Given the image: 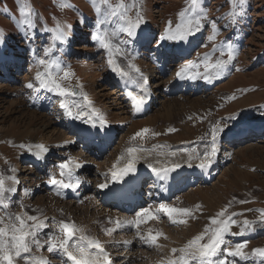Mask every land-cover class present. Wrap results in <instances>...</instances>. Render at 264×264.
I'll return each mask as SVG.
<instances>
[{
  "label": "rangeland",
  "instance_id": "rangeland-1",
  "mask_svg": "<svg viewBox=\"0 0 264 264\" xmlns=\"http://www.w3.org/2000/svg\"><path fill=\"white\" fill-rule=\"evenodd\" d=\"M111 2L113 5L116 4V0H111ZM125 2L131 4L132 0H125ZM20 3L24 5V16L21 15V7L18 6L17 0H0V49L2 53H7L8 51H4L3 47L5 45L11 46L13 55L22 54L24 58L21 70L17 72L15 79L7 78L6 72L4 74L6 78L1 77L3 72L0 69V174L5 177L15 174L9 171L13 164L15 165L20 162L19 159L25 160L31 155L21 145H28L29 142L33 143L41 136H45L50 140L49 148H53L54 144L68 138L67 131L64 129V120L60 116L64 112L59 107L61 98L53 96L55 101L52 102L54 103L51 102V107L48 110L44 109L45 105L43 103L46 101V96L52 92L40 88L39 84L33 79L38 70L43 71V68L38 65V61L41 59L56 61L62 69H70L74 76L71 81H65L64 84L66 86L71 84L73 87L78 84L82 85L83 91L90 95L92 102L94 101L93 103H96V106L103 107L99 101L101 98L97 94L100 92V94H103L104 90L97 93L92 90L97 87L101 80L100 77L109 66L106 53L97 46L98 41L94 38V33L103 34L105 29L111 31L114 27L113 24L106 23L97 28V14L94 12L89 0H67V3L73 7H64L63 9L58 6L57 0H20ZM139 6L143 16V23L139 27L148 26V29L155 30L154 34L151 33L149 39V46L154 47L160 41L159 37L163 34L169 22H171L173 29L177 23L181 22L177 13L186 7V0H139ZM200 8L203 9L202 14L207 16V19L202 21L204 32H199L200 38H197L199 41L196 39L200 45H197L198 47L196 46L190 55L189 53L188 56L182 55L185 56L183 62L170 60L171 66L178 65L176 67H179L183 63L193 61L197 66L191 68L189 73H193L191 75L202 74L205 70V61L202 59L204 54H211V60L208 61L210 63H214L217 58L227 59L226 56H220V50L228 43H231L234 47L233 60L219 74L214 87L209 88L213 84L215 76L210 81L199 78L192 79L194 81V93H192L193 85L188 86L186 82L185 87L183 85L186 88L184 92L166 91L170 89L168 85L170 81H167L168 74L176 67H171L167 71H162L160 68V71L163 72L160 81L163 84L159 90L160 95L148 111V117L119 121L122 127L110 144L111 150L107 153L110 154V158L113 157V152L116 153L119 146H127L126 144L132 143L136 146L143 144L144 147L159 146V149L163 151L176 144L182 146L186 143L200 144L204 141H210V134L206 136V133L210 132V128L216 122H221L224 131L220 135H225L233 132L242 122L251 123L264 118V0H244V3L238 5L235 9L239 15L236 17L234 24L230 22L231 18L226 16L232 8L229 0H200ZM32 10H34L35 15H29ZM135 12L136 9L132 8L129 15L135 17ZM22 19H32L35 23V28L28 35H25L27 26L20 24ZM213 21L216 22L219 34L216 36L215 41H209L208 37L212 34ZM57 22L66 26L64 28L66 37L73 30L75 35L80 33L79 36L84 38L85 41L80 40L77 46L84 45L86 47L82 53L75 52L76 42L74 45L71 43V47H64L61 41L52 39V33L45 29H53ZM132 38L121 33L113 41V43H118L120 40L127 41L123 48L128 55H117L115 57L118 64L125 69H127L129 59L133 57V63L136 66L141 65L144 67L146 64L144 60L132 53ZM167 42V40L161 41V44L168 46V48H173L175 45V42ZM214 44L216 46L215 51L213 49ZM50 47L52 51L48 56H45L44 50ZM148 49L151 50V47H148ZM88 53L96 56L93 57L95 61L88 58ZM164 58L167 61L169 60L166 56ZM178 70L176 68L170 73L171 76L176 77ZM52 71L57 72L55 68ZM57 74L62 75V73ZM136 78L134 75V79ZM150 79L151 76H149ZM29 82L34 84L33 89L25 87ZM164 83L165 91H162ZM166 86L169 87L166 88ZM151 88H153V85ZM189 89L191 91H188ZM72 100L73 98H68V102H72ZM107 107L106 104L104 106L105 111ZM112 112L118 113L116 110ZM232 117H235V119H232ZM47 125L48 128H46ZM54 128H57L60 134L48 137L50 135L47 136L46 133L52 132ZM144 128L149 129V133L144 139H131L137 131ZM232 128L233 130L229 132ZM168 129H175V131L169 132ZM152 133H159V135L153 136ZM241 141L239 142L240 147H237L234 151L233 158L231 159L232 155L229 158H224L226 162L224 161V164L222 163L218 169L211 185L196 188L200 193L197 191L195 193L182 191L181 194L175 195L172 201L169 200V203L165 202L166 205L171 207L192 209L193 216L184 218L187 223L172 224L165 217L158 225H154L153 220L148 222L150 224L148 226L141 224L139 228L141 233L147 234L155 226L152 233L160 232L163 237L158 240L161 247H150L148 245L147 248L143 249V252L139 253L144 257L137 259L135 264H161L160 260L163 261L171 254V248L183 246L189 239L204 229L208 224L209 217L214 216L225 207L228 210L227 214H237L233 217L237 221V226L232 228V233L240 231V225L245 219L251 222V229L262 230L260 234L258 233L239 242L233 240V236L237 234L226 236L227 245L225 247H234L235 244L244 242L247 244L244 251L249 254V259L239 261V264H255L254 258L251 257L252 249L264 248V222H261L260 214L257 211L264 210V131L253 135L248 134ZM248 146H253V148L246 150ZM204 147L206 146L204 145L198 150L195 149L193 152L198 151L202 155ZM73 154H76V152H69L68 156ZM67 158L69 157H64V160ZM105 159L104 157L103 160ZM92 170H96L95 166L92 167ZM29 171L26 170V172ZM48 174L49 176L55 175L57 179L60 178L59 172L55 171V168L42 174V176ZM45 179L46 177H39L31 180L30 176L26 175V178L22 179L24 181L20 182L21 185L17 186L16 193L13 196L10 194L12 205L7 210L18 214L22 211L21 206H23V210L30 215H39L41 218L47 217L48 227L42 232L44 235L41 233L39 237L42 242L47 239L50 233L57 231L55 222L69 221L57 214V209L65 203L55 202L56 196L54 193L41 189L44 186ZM7 185L12 187L13 184L11 181H7ZM26 191L27 195L25 194ZM96 191L92 187L83 196L84 198H87V195L96 196ZM241 201L246 202L241 203ZM143 202L147 203V201ZM71 205V203L67 204L68 208ZM147 205L148 208L153 209V212H156L155 208H151L150 203H147ZM197 205H199V208H197ZM78 207L85 208L86 204L82 201L80 205L76 203L71 207L70 210L75 211L73 214L76 215L77 213V216H74L70 222H74L77 217L81 218L80 220L83 223H89L90 230L95 226L92 233L88 228L87 235L95 237L102 232L104 235V237L101 236L104 238L103 242L107 243L109 241L107 236L109 235L104 232L106 229L111 228L112 223L115 224L113 218L95 221L90 219V215L95 212L94 210H91L88 213L89 215L86 212L82 215L78 214L80 212ZM37 209L39 211H34ZM157 215L159 216V214ZM158 220L160 218L155 220V223ZM99 223L102 225L101 228L96 226ZM96 227L101 231L97 230ZM102 229H104V232ZM136 231L138 230L136 229ZM136 231L132 230L131 232ZM117 234H124V232L116 230L113 232V236H115L113 238H116ZM128 236L126 234L125 239ZM40 250L38 251L33 247L32 254L38 257L51 256L47 251V247ZM125 251L126 249L122 251V255ZM125 255L128 257L132 255L133 257V251ZM176 255H179V253ZM219 258H223V255Z\"/></svg>",
  "mask_w": 264,
  "mask_h": 264
},
{
  "label": "snow or ice",
  "instance_id": "snow-or-ice-1",
  "mask_svg": "<svg viewBox=\"0 0 264 264\" xmlns=\"http://www.w3.org/2000/svg\"><path fill=\"white\" fill-rule=\"evenodd\" d=\"M89 2L97 14V28H100L102 24L106 23L114 25L111 31L105 29L103 34L94 33V38L98 41L97 46L106 53L107 64L110 70L125 81L133 80L134 74L139 75L140 79L143 80V85L139 89V92L134 93L130 91L127 93L135 102V109L139 111L144 105L146 97L149 95L147 90L148 79L140 73V69L133 63L134 57L129 59L127 69L122 68L116 61L115 57L117 55H128L123 48V45L127 41L120 40L118 43H113L121 33L128 37L137 35V29L143 23L139 0H132L131 4L126 3L125 0H116L115 5L112 4L111 0H89ZM17 3L21 7V15L24 16V5L20 3V0H17ZM57 3L61 9L64 7H73L67 3V0H57ZM229 3L232 8L226 16L230 17V22L234 24L236 17L239 15L235 9L238 5H242L244 0H229ZM132 8L136 9L135 17L129 15ZM202 13L203 9L200 8V0H186V7L177 13L181 22L177 23L174 29L171 27V22H169L163 34L159 37V40L172 41L177 44L188 42L204 26L202 21L206 20L207 16ZM29 15H35L34 10ZM20 24L27 26L25 35H28L35 28V23L32 19H22ZM212 24L213 29L212 34L208 37L209 41H215L216 36L219 34L216 22L213 21ZM65 27L57 22L53 29L45 30L52 33L53 40L63 42L66 37ZM213 49L214 51L216 50L215 44L213 45ZM51 51V47L46 48L44 55L48 56ZM220 56H226L227 59L217 58L214 63H210L208 61L211 60V54H204L202 59L205 61V70L202 74H189V69L197 65L193 61H188L179 68L176 72V77L179 79L199 78L210 81L214 76L218 77L224 68L233 60V45L228 43L226 46H223L220 50ZM38 65L43 68V71L38 70L33 79L39 84L40 88L52 92L61 98L59 107L64 110L66 117L72 120H79L98 131L104 130L107 127L108 121L88 99L87 94L83 91V86L78 84L73 87L71 84L67 86L64 84L65 81H71L74 76V73L70 69H62L58 62L46 61L44 59L39 60ZM53 68L57 72L54 73L52 71ZM57 73H62V75H58ZM25 87L33 89L34 84L29 82ZM76 96L82 97L84 103H77L75 99L71 103L68 102V98H75ZM232 119H235V117H232ZM168 131L172 132L175 129H168ZM223 131L224 127L221 126V122H216L210 128V132L206 133V136L210 134L208 145H206L202 155L196 153L194 156H189L187 162L189 167L192 166L191 161L193 159L199 160L196 166L203 170H206L212 165L217 151V140ZM148 133L149 129H141L131 139H144ZM152 135H159V133H152ZM21 147L26 148L37 160L43 159L44 155L48 152V148L42 143L21 145ZM143 151H145L143 147L131 146L126 148L125 152L118 157V161L123 159L126 163L121 168H117L116 164L113 165V170L110 173L111 180L114 182L123 181L125 177L135 173L137 161L141 158L138 153ZM158 154L165 155L163 152ZM169 155H175V153H169ZM156 163L160 164V161L158 160ZM57 167L60 178L57 179L55 175H50L48 179V183L53 186L56 195H61L62 189H75L78 187V181L72 183L71 179L74 171L81 167L79 163L74 162L69 157L59 163ZM180 167V163H164L159 167L156 164H148L151 172L161 180H167L170 174ZM9 171L15 173L16 170L10 168ZM105 175L107 177L109 174ZM7 181H11L13 185L19 182L14 174L7 177L0 174V264H18V261L21 259L24 260V264H50L47 258L33 255V247L38 251L41 248L47 247V251L50 254L60 253L62 258H64L62 259V264H68V262H71V264H112L111 257L103 244L98 239L85 234L84 230L77 227L74 222L65 220L55 222V229L57 231L50 233L47 239L42 242L39 237L44 229L48 227V218H41L39 215H30L27 211L23 210V206H21L22 211L18 214L8 212L10 194L14 193L16 189L15 187H9ZM108 186V183L98 185L101 189L108 188ZM25 194L27 195V191ZM244 202L246 201H241V203ZM197 208H199V205H197ZM227 211V207H225L214 216L209 217L208 224L200 233L189 239L183 246L171 248V254L161 261V264H239V261H247L249 254L244 251L247 246L246 242L237 243L234 247L224 246L227 243V235H244L247 231L251 230V222L247 219L243 220L240 225V231L238 233H232V228L237 226V221L233 217L237 214L232 213L229 215ZM257 211L260 214L261 222H264V210ZM157 213H164L172 224H185L187 220L184 218L193 216V210L190 208H177L161 204L156 209V212L151 211L149 208H142L136 212L134 219L116 220L115 227L106 229L105 234L112 235L117 229L130 225L138 230L136 234L145 244L150 247L155 246L159 248L161 246L158 244V240L163 236L162 233L156 232L153 234L149 230L147 234H144L139 231L141 224L157 220L159 218ZM164 238L166 239V237ZM123 243L128 244L129 241H124ZM177 253L179 255H176ZM219 254H223V258H219ZM251 257L254 258L255 264H264V248L252 249ZM236 258H239V260Z\"/></svg>",
  "mask_w": 264,
  "mask_h": 264
},
{
  "label": "bare ground",
  "instance_id": "bare-ground-1",
  "mask_svg": "<svg viewBox=\"0 0 264 264\" xmlns=\"http://www.w3.org/2000/svg\"><path fill=\"white\" fill-rule=\"evenodd\" d=\"M147 30L150 31V36H151V33H153L155 31L154 29H148V26L147 27L142 26V27H139L137 29V35L131 39L133 41V47L131 48V50H132V53L136 57L144 60L146 63L144 67L141 65L137 66L140 69V73L144 77H147L148 80H149V76H151L150 81H153V88L156 86V88L159 89L161 87V84H163V82L160 81V79H161L160 73L161 72L159 70V67L161 65H163L165 68L172 67L170 60L171 61H181L182 59H184L185 56H188V55H185V53L189 52V50L192 52L193 49L197 46L196 45L197 41L196 40L191 41V39L194 38V37H191L188 42H182L179 44L175 43L173 48H168V46H164V44L162 45L161 41H158L156 43L157 45H154L153 50L149 51L147 48L152 47V45L149 46V40L146 42L144 39H142V35H144V33ZM199 32L202 33V32H204V30L201 29ZM199 32H198V34H199ZM79 34L75 35L74 30L72 32H70L69 35H67V37L62 42L63 46L66 45V47H68V46L70 47L71 43H72V45H74L75 42H76L75 45L77 46V44H79L80 40L83 39V41H85L84 38L79 36ZM194 45H196V46H194ZM198 45H200V44H198ZM21 47H23V46H21ZM190 47H193V48H190ZM3 48H4V51L7 50L8 52L2 53V51L0 49V69L4 72L5 71L7 72V78H10V79L14 78L15 79L17 77V72H19V70H21L22 62L24 59L23 55L22 54L13 55L11 46L5 45V47H3ZM85 48L86 47L84 45H82V46L74 47V50L76 53H80V52L82 53L85 50ZM56 50H57V52H59L58 49H56ZM190 53H189V55H190ZM88 54H89L88 58L90 60H92L93 57H96V56H92V54H90V53H88ZM182 55H185V56L181 59L180 56H182ZM164 56L169 58V60L167 61L166 58H164ZM63 65H64V63H63ZM15 72H16V74H14ZM111 73H112V71L108 67L106 69V71L104 72V74L100 77L101 80H100L99 84L97 85V87L93 88V90H92L93 92H96V93L104 90L103 94H100L101 92L99 94H97L101 98V100H99V101L102 103L103 107L96 106L95 105L96 103L94 104L93 103L94 101L92 102L90 95H87V97L92 102L94 107L96 109H98L105 116L106 120L108 121L107 127L112 128V126H113L114 129H117V133H119L120 128L122 127V125L119 123V121H123L126 119L131 120V119H135V118L132 117V110L130 109V106L132 105V101L128 100V95L126 93H124L123 91L119 90L118 86L111 84V80H110L111 79ZM135 76L137 78L129 81L130 83L128 85L130 87H132L135 83H137L139 85V87L141 88V86L143 85V80L140 79L139 75H135ZM1 77H5V76L2 75ZM155 80H157V82ZM183 80H184V87H185V85L187 83V79H183ZM167 81H170L168 83V85L170 86V89L166 90V91H168V92H177V91H183L184 92V91H186V88H184L183 86H182V89L180 90L181 85H179V83L181 81L179 78L173 77L170 74ZM83 82H85V81H83ZM169 86H166V88ZM158 89H157V91L152 90V88L147 89L148 91L153 92V94L155 95L154 102H156L158 95H160V92H159L160 89L159 90ZM85 93H86V91H85ZM49 96H51V97H49ZM76 97H78V96H76ZM76 97L73 99H75V101L77 103H80V104L84 103V100L82 97L81 98H76ZM52 101H55V99L53 97V94L49 93L46 96V101H44V103H43L45 105L44 109L48 110L51 107ZM52 103H54V102H52ZM69 103H71V102H69ZM106 104L108 105L109 108L107 107V109L105 111L104 106ZM113 110H116L118 113L112 112ZM147 114H148V112L146 111L144 113V115L142 117H139V118L140 119L144 118L147 116ZM60 116H61V119L64 120V123H65L64 129L67 131V137L68 138H66L62 142H57L56 144H54L53 148H49L50 140L45 136L44 137L41 136L40 138H38L35 141L37 143L29 142L28 145H34V144H40V143L44 144L48 148V152L46 155H44L43 159L37 160L31 154V156L29 155L30 157L28 158L29 161H31V163L24 162V163H18L16 166H13V168L16 170L15 172H18L17 175H15L16 178L17 179L20 178L22 180V179L26 178V175H29L31 180L33 178L38 179L39 177H46V176H42V174L48 173L51 169H54V168H55V171L59 172V170L56 168V166L59 163H61L62 161H64L65 156L71 157V158H74L76 163L81 164L82 170L79 173V175H80L81 179L84 181L83 187H82V189H80V191L82 193L81 199L86 204V207L85 208L84 207H78L80 210V212L78 214L84 215L85 212L88 214L91 210H94L95 212L92 215H90V219L95 220V221H100V220H102L104 218H108V217H112L113 220H130L132 217H135L136 212H138L142 209V208H139L142 203H138L137 205L135 204L133 206V209L134 208L137 209V207H138V209L135 212L126 213V212L118 211L116 207L107 206V205L103 204L102 202H99L100 200L98 201L100 190H104V189L99 188L98 185L102 184V183H108L111 180L110 173L113 170L114 164L117 165V168H121L124 166L126 161L123 159L118 161V157H120L121 154L125 152L126 148L131 147V146H129V145L123 146V147L119 146V148L116 150V153L113 152V154H114L113 157L110 158L109 157L110 154L108 155L106 153L108 155V158H107V156H104L106 159L103 160L104 157L101 155H98V154L93 155L89 151H84V149L86 148V145H79L78 143L74 144L75 140L80 139V137L75 133V130H73V132H70L69 123L72 121V119L66 117L64 115V112H62V114ZM76 121L79 123H82L79 120H76ZM82 124H84V123H82ZM48 127L49 126L47 125L46 128H48ZM252 128H256V129L264 128V118L256 120L255 122L253 121L251 123L250 122H242L237 128H235V130L233 132L227 133L225 135L223 134L224 135L223 139H226L232 135H236L233 133L234 132H241L242 130H243L242 134H244V133H247V135L248 134H251V135L257 134V133L253 132ZM262 131H264V129ZM48 133H50V134H48ZM57 134H60L59 131L57 130V128H54V130L52 132L49 131L46 133L47 136L50 135L48 137H53L54 135H57ZM223 135H220V136H223ZM220 136L217 140V149L220 151V155H219L220 161H219L217 167L220 166L221 162L224 163V161H225L224 158H229L233 154V152L237 149V147H240L239 142L242 140V139L238 140L237 138L233 137V140L231 141L233 143H231V144H226L224 141H222L220 143ZM244 139L245 138H243V140ZM208 142L204 141L203 143L195 144V145L193 143H186L185 145H182V146H178L176 144L173 147L168 148V150H163V151L159 149V146H158V148H155L153 146L152 147H150V146L149 147H143L145 149V151L138 153V155L141 158L138 159V161H137L136 171H141L142 173L143 172H151V170L148 168V164H156V166L159 167L161 164H164V163H169V164L170 163H180L181 164L180 168H187V167H189L188 163H187L189 156H194L196 153H198V151L197 152H193V151H195V149L198 150V148H200L204 145L205 146L208 145ZM76 147H77V150H76ZM224 147L226 148V150L224 149ZM251 148H253V146H248L246 148V150H249ZM69 152L70 153L76 152V154L68 156ZM160 152L165 153V155H159L158 153H160ZM169 153H175V155H169ZM158 160L160 161V164L156 163ZM191 163H192V165L198 164L199 160L193 159L191 161ZM55 164H56V166H55ZM94 166H95L96 170L93 171L92 167H94ZM217 167L214 168L213 173L216 172ZM26 168L30 171L26 172V170H27ZM105 174H109V175L106 177ZM193 181L194 180L191 178H181V180H178L179 185H176V187L180 188L183 184H188V188H186L183 192L186 193V192L190 191L192 193H195V191H197L196 188L199 189L200 187L204 186L201 184V181L199 182V184L189 185V183H191ZM92 187H94L97 190L96 196L90 195L89 198H84V196H83L84 192L90 191V188H92ZM41 189H43V191H48L50 193H54V188L52 185H50L48 183V180H46L44 182V186H42ZM15 192L11 193V196H13L15 194ZM138 193L141 194L140 192H138ZM198 193H200V192H198ZM144 198L147 200V203H150L151 208H155L154 205H156V207L160 206L152 200V196L147 197V198L144 197ZM54 201L57 203L58 202L65 203L63 206L60 205L61 207H59L57 209L58 210L57 214H58V216L63 217L69 221L72 218H74V216H77V213H76V215L73 214V213H75V211L73 212L70 210L71 207L73 205H75L76 203L78 205H80V203L82 202L81 201L78 203V200L64 199V198H59L57 196L55 197ZM70 203L72 205L69 206V208H68L67 204H70ZM164 204H165V202H164ZM10 205H12L11 199H10ZM152 211H153V209H152ZM157 214H159V213H157ZM55 216H57V215H55ZM80 219L77 217V219L75 220V225L79 228H82L84 230L85 234H88V228L89 227L87 225L89 223L84 224ZM114 227H115V225L112 224L111 228H114ZM129 227H131V226L126 225V226H123V227L117 229V230H120L121 232H124V234H117L116 238H113L115 236H113V233H112V235L107 236V237H109L108 238L109 241H107V243L104 242L106 245L109 246L108 249L111 250V252H112L113 262H115V264H135V261L137 259L144 257L143 255H139V253L143 252L144 251L143 249L145 247L146 248L148 247V245L145 244L143 241H141V239L137 236L136 228L130 229ZM132 230H135L136 232L132 233L131 232ZM261 231L262 230L252 228L245 235H234L233 240L240 239V238H244V239L251 238L253 235L258 234ZM126 234H127V236L129 235L127 239H125ZM40 240H41V238H40ZM124 241H129V243L124 244L123 243ZM226 245H227V243H226ZM124 249H126V251L122 255V251ZM132 251H133V257L131 255V257L129 258L127 255H125L126 253L130 254ZM55 254L56 253H52L51 256H47V257H49L50 259L53 260L55 256H58L59 259H55L54 261H56V264H62V259H64V258H62L61 254H56V255ZM221 255H223V254H219V257ZM18 264H24V260H22V259L19 260Z\"/></svg>",
  "mask_w": 264,
  "mask_h": 264
}]
</instances>
